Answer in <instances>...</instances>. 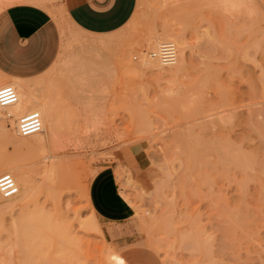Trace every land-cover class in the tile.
I'll use <instances>...</instances> for the list:
<instances>
[{
	"label": "rangeland",
	"instance_id": "rangeland-1",
	"mask_svg": "<svg viewBox=\"0 0 264 264\" xmlns=\"http://www.w3.org/2000/svg\"><path fill=\"white\" fill-rule=\"evenodd\" d=\"M255 1L248 17L231 0H137L134 23L104 38L75 30L55 4L62 49L36 82L76 146L60 155L73 163L67 178L42 182L33 172L34 199L6 213L11 220L39 205L61 226L29 236L33 264H120L125 247L130 258L153 254L160 264H264V0ZM163 30L188 45L186 67L173 82L142 65L155 52L150 38ZM0 136L1 154H16ZM18 153L29 166L48 156ZM101 171L135 208L122 224L105 223L91 204L87 188ZM90 219L96 228L80 226Z\"/></svg>",
	"mask_w": 264,
	"mask_h": 264
},
{
	"label": "bare ground",
	"instance_id": "bare-ground-1",
	"mask_svg": "<svg viewBox=\"0 0 264 264\" xmlns=\"http://www.w3.org/2000/svg\"><path fill=\"white\" fill-rule=\"evenodd\" d=\"M231 1L233 4H236L237 10L240 7H245L246 9H244V10L247 13L246 16H248V17H251L253 15V11L251 10V8H252V6L257 4L255 0H231ZM233 6H235V5H233ZM238 15L241 16L240 14H238ZM238 15L233 16V17H236V19L240 18V17H238ZM132 22L134 23V19ZM131 23H130V25L133 24V23L132 24ZM61 28H62L63 34L65 35L64 28L62 26H61ZM243 29H244V31L246 30L245 27H243ZM247 30L250 31L251 28H249ZM206 35L209 36V34H207V33H206ZM248 37H247V46H246V49L244 48L243 52H248L249 48L251 47L253 37L252 36H248ZM161 40H165V41L170 40L171 42L167 41L166 43H172L174 45L175 50H176L175 61L166 62L163 60L160 53H161V47L164 43L161 45ZM260 40L261 41L263 40V46H262V42L261 41L260 42H261V46L264 48V38H262ZM79 42L80 41H78V43ZM81 42L83 43V41H81ZM260 42H258L259 45L256 43L257 46H259V47H261ZM86 43L87 42H84V45ZM214 44L215 43H213L212 45L214 46ZM148 45H150V49H153V51H155V52L145 54V56H143V58H142V60H143L142 65H147V66L151 67L158 75H161L164 77L168 76L169 77L168 79L171 82L176 81L178 79L179 75H181L180 74L181 71L186 67V65H185L186 64V53H187L188 45H186L183 38L179 34H175L173 32H168L167 30H163V33H159V31H158L156 36L151 37ZM82 46H83V44H82ZM159 47H160V49H159ZM245 54H248V53H245ZM168 64H169V66H166ZM207 71H209V69ZM209 73H208V75H209ZM263 74H264V71H263ZM84 76H86V75H84ZM100 76H101V74H100ZM43 77H44V75H41L40 77H37L36 79H33V80L8 78L11 81L9 85L13 86L18 93V100L12 104H9V105H5V106L0 105V119H1V121H0V135H3V138L5 139L6 143L8 142V143L14 144L15 149L17 151L16 154H7V153L1 154V152H0V174L4 173V172L10 173L14 177V179L17 183V186H18V192L15 195L9 196V197L5 196L0 190V264H33L34 258L31 257V254H30L31 253L30 252L31 250H29L30 245L29 246L27 245L28 241L30 240L29 236L32 234H35V233L37 234L41 230H42L41 233H43L48 229L52 230V228L56 229V227L58 229L61 228V226L59 228L57 225H55L51 222L52 220H51V217H50L51 215L49 214V212L46 211L45 209H43L39 205L34 210H30V211L26 210L28 212H26L22 215H18V217H16L15 215L12 214L11 220H8L6 217V213H15L17 211V209H26V207L29 205V202L34 199V196L36 193V182H35L34 177L32 175L33 172H35L37 176L42 177V182H44V181L49 182V180H51V179L53 180V178L57 179L58 176L59 177L61 176L60 179L62 177L65 178L64 176H66V178H67L69 175L68 176L67 175L62 176V175L67 174L70 170L73 169L72 160L70 158H65V157L62 158V157H60V155H68V154H65V152L66 151L68 152V149L70 147L74 146V148H75L76 145L74 144L73 146H71V141H70L71 136H69L70 134L66 135L63 128L60 127L61 125L59 126V124H60L59 122L61 121V119H59L60 121L58 122L57 118H59L60 115H56V113H55L56 111L54 110L55 107L53 108V106L51 105L52 103L49 102L50 100H47V98L49 96H46L47 97L46 98L39 91L40 88L37 87V82H36V81H38L37 79H39V78L43 79ZM5 78H7V77L2 72H0V86H2L3 79H5ZM87 78H88L87 79L88 81L90 79H92L89 77H87ZM96 78H98V77H96ZM75 79L71 78L72 83L76 84L77 82L81 81V80H78V81L76 80L77 82H73V80L75 81ZM92 80L95 81L94 78ZM92 80H90V82H89L90 84L93 83ZM202 80L205 81L204 79H202ZM88 81L86 83H88ZM203 81H201V82H203ZM101 83H102V81H101ZM88 84H86V85H88ZM103 84H104V82H103ZM77 85L79 86V84H77ZM78 86L75 85L76 89L78 88ZM81 86L82 85H80V87H79L80 90L82 88ZM92 86H94V85L92 84ZM185 87H187V86H185ZM88 88L90 90V87H88ZM94 88H95V86H94ZM85 89H87V88H85ZM85 89H83V90H85ZM79 94H81V91L79 92ZM187 94H188V92H187ZM189 95L190 94H188V96ZM79 97H81V96L79 95ZM27 112H37L39 114L41 125H42V128L39 132L34 133V134H30V135H25L21 131L20 119ZM83 112H82V114H83ZM87 112H89V110ZM93 112H97V111H93ZM84 114H86V113H84ZM217 114H218V112H217ZM224 115H225V113H224ZM224 115L221 114L220 117L217 116V117H219V120L221 122L222 121L227 122L226 121L227 120L226 115L225 116ZM227 117H228V115H227ZM207 118H209V117H207ZM225 118H226V120H225ZM228 119H229V117H228ZM5 120L9 122L8 125L5 124L6 123V122H4ZM210 124H211V121H210ZM214 125H212V126L215 128L216 126H214ZM1 137L2 136H0V138ZM72 143H74V142H72ZM24 149H26L29 153H32V154H35L38 152L39 153L45 152L46 154L48 153V156L47 157H45L46 155L44 156L46 160L42 159L39 162H36V163L34 162L32 165L29 166L28 164L26 165L23 162L22 158H20L21 155L19 156V153H18ZM235 163L242 164L243 162L239 159H235ZM93 175H95V172ZM94 177L95 176H93V178ZM55 182H56V180H55ZM50 187H51V185H50ZM53 187H56V186H52V188ZM89 188H90V186H88L87 189L89 190ZM87 194H88V192H87ZM122 195H123V193H122ZM92 212H93V210H92ZM97 217H98V214H97ZM88 221L89 220L81 221L79 224H80V226L88 227V228H90L91 226L95 227L94 219H92V220L90 219V222H88ZM64 222H65V224H64L65 226H63V227H64V229H66V231H68L67 233L70 234L69 229L72 226V222H69L68 220H66ZM89 223H91V224H89ZM52 225L53 226L55 225L56 227H52ZM60 231H63V230L60 229ZM41 233H39V234H41ZM63 233L64 232H62V234ZM58 234H59V232H58ZM64 235H65V233H64ZM36 237H37V235H36ZM57 237H59V236H57ZM62 238H64L63 235H62ZM51 240H52V238H51ZM69 240L72 241L73 239H69ZM69 240H67V243H69L68 242ZM60 242H62V244H63L64 240L62 241V239H60ZM42 244L43 243H41V245ZM58 244L60 245V243H58ZM62 244L60 245V246H62L61 249L69 248V246L63 248V246H65L67 244H65V245L64 244L62 245ZM72 244H74V243H72ZM33 246L35 247L36 245H33ZM39 246H40V243H39ZM39 246L37 245L36 247H39ZM34 247H32V249ZM56 247H57V245H56ZM75 248L76 247H72L71 249L75 250ZM35 249L37 251L38 248H35ZM64 251H67V250L65 249ZM42 252H43V250H42ZM76 253H79L78 250ZM66 256H67V254H66ZM59 258H60V256H59ZM65 258L63 257V259H62V256H61V258L59 260L64 262ZM41 261H43V260H41ZM53 264H55V263H53Z\"/></svg>",
	"mask_w": 264,
	"mask_h": 264
},
{
	"label": "crops",
	"instance_id": "crops-1",
	"mask_svg": "<svg viewBox=\"0 0 264 264\" xmlns=\"http://www.w3.org/2000/svg\"><path fill=\"white\" fill-rule=\"evenodd\" d=\"M42 1L0 0V72L5 79L45 77L56 66L62 34L60 22L51 13L55 4L64 9V19L75 30L101 38L124 29L135 16L137 5V0H59L45 4ZM105 172L92 179L90 201L105 223L122 224L132 217L133 205L119 191L115 179ZM123 249L119 260H115L120 264H148L141 261V256L150 257V264H160L153 254L130 258L131 250Z\"/></svg>",
	"mask_w": 264,
	"mask_h": 264
},
{
	"label": "built area",
	"instance_id": "built-area-1",
	"mask_svg": "<svg viewBox=\"0 0 264 264\" xmlns=\"http://www.w3.org/2000/svg\"><path fill=\"white\" fill-rule=\"evenodd\" d=\"M161 56L166 62H173L176 59V50L172 43H164L161 47ZM18 100L16 89L9 85L0 86V105L5 106L12 104ZM20 128L25 135L37 133L41 130L42 125L39 114L37 112H27L20 119ZM0 190L9 197L18 192V186L14 177L4 172L0 174Z\"/></svg>",
	"mask_w": 264,
	"mask_h": 264
}]
</instances>
